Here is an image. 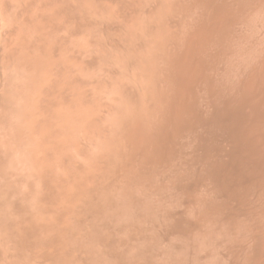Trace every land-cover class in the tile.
<instances>
[{
    "label": "clouds",
    "instance_id": "9594fccd",
    "mask_svg": "<svg viewBox=\"0 0 264 264\" xmlns=\"http://www.w3.org/2000/svg\"><path fill=\"white\" fill-rule=\"evenodd\" d=\"M0 264H264V0H0Z\"/></svg>",
    "mask_w": 264,
    "mask_h": 264
}]
</instances>
